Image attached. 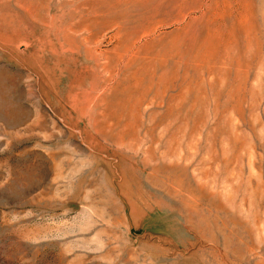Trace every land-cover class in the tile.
Masks as SVG:
<instances>
[{
    "label": "rangeland",
    "instance_id": "1",
    "mask_svg": "<svg viewBox=\"0 0 264 264\" xmlns=\"http://www.w3.org/2000/svg\"><path fill=\"white\" fill-rule=\"evenodd\" d=\"M0 264H264V0H0Z\"/></svg>",
    "mask_w": 264,
    "mask_h": 264
}]
</instances>
